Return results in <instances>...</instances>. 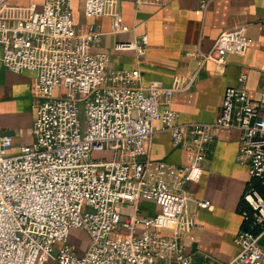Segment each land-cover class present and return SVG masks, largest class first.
<instances>
[{
  "label": "built area",
  "instance_id": "1",
  "mask_svg": "<svg viewBox=\"0 0 264 264\" xmlns=\"http://www.w3.org/2000/svg\"><path fill=\"white\" fill-rule=\"evenodd\" d=\"M79 1L84 15H110L113 29L126 28L119 0ZM7 5L0 0V60L11 71L35 73V117L34 140L15 149L12 135L0 129V264H264V196L258 189L264 85L254 98L240 73L209 122L180 121L171 105L175 91L198 79L205 60L223 66L227 53L249 47L243 25L220 31L198 53V65L177 71L170 85L145 86L137 67H114L109 53L86 49L100 44L102 32L97 26L81 31L72 0H42L15 17L3 15ZM147 42L142 34L114 48L141 54ZM222 127L240 129L236 160L248 163L243 224L234 236L239 250L227 261L203 253L197 263L184 236L194 224L191 202L205 207L209 201L194 198L184 184L200 178L208 144ZM159 129L169 131L173 146L190 150L191 160L152 158L150 140ZM70 227L88 236L80 253L66 240Z\"/></svg>",
  "mask_w": 264,
  "mask_h": 264
},
{
  "label": "crops",
  "instance_id": "2",
  "mask_svg": "<svg viewBox=\"0 0 264 264\" xmlns=\"http://www.w3.org/2000/svg\"><path fill=\"white\" fill-rule=\"evenodd\" d=\"M76 1L73 19L81 31L97 26L102 32L100 44L86 49L109 53L114 67H137L140 83L145 86L170 85L177 71L198 65V53L207 51L220 31L243 25L244 33L251 38L243 53H227L223 66L205 60L198 79L187 89L173 93L171 105L180 121H212L225 87L238 85L240 73H246L244 85L252 97H257L264 85V0H119L120 19L126 26L119 30L112 28L110 15L86 16L80 1ZM41 3L42 0H8L3 15L24 16ZM142 34L148 36V42L141 54L134 49L114 48L117 41ZM34 74L30 70L11 71L0 60V129L12 135L14 149L34 140ZM154 124L160 126L159 121ZM240 134L235 127L220 128L208 144L200 178L184 184L194 198L209 201L205 207L191 202L194 224L184 236L186 250L197 263L202 261L203 253L227 261L239 250L234 236L243 224L240 207L249 179L248 163L236 160ZM150 156L178 164L190 161L192 152L173 146L169 131L159 129L152 134ZM258 185L264 189V178ZM149 209L155 211L152 206ZM81 233L85 241L82 252L88 236L83 230ZM261 242L264 245V237Z\"/></svg>",
  "mask_w": 264,
  "mask_h": 264
},
{
  "label": "rangeland",
  "instance_id": "3",
  "mask_svg": "<svg viewBox=\"0 0 264 264\" xmlns=\"http://www.w3.org/2000/svg\"><path fill=\"white\" fill-rule=\"evenodd\" d=\"M72 8L73 9H77V1L76 0H72ZM67 242L69 244H71L74 247V251L76 253H80L81 249L83 247L84 244V239L82 238V233H81V229L77 228V227H70L69 231H68V236H67ZM57 246H59V243L57 242L55 244L54 250L53 252H56ZM79 251V252H78ZM45 264H55V261L52 259H48L45 261Z\"/></svg>",
  "mask_w": 264,
  "mask_h": 264
},
{
  "label": "trees",
  "instance_id": "4",
  "mask_svg": "<svg viewBox=\"0 0 264 264\" xmlns=\"http://www.w3.org/2000/svg\"><path fill=\"white\" fill-rule=\"evenodd\" d=\"M258 189H259V191L263 194V196H264V189H262L259 185H258Z\"/></svg>",
  "mask_w": 264,
  "mask_h": 264
}]
</instances>
